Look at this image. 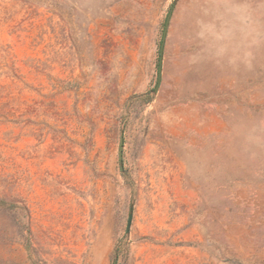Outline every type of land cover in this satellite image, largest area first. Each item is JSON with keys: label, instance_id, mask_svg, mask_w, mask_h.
Segmentation results:
<instances>
[{"label": "rangeland", "instance_id": "1", "mask_svg": "<svg viewBox=\"0 0 264 264\" xmlns=\"http://www.w3.org/2000/svg\"><path fill=\"white\" fill-rule=\"evenodd\" d=\"M0 264H264V0H0Z\"/></svg>", "mask_w": 264, "mask_h": 264}, {"label": "water", "instance_id": "2", "mask_svg": "<svg viewBox=\"0 0 264 264\" xmlns=\"http://www.w3.org/2000/svg\"><path fill=\"white\" fill-rule=\"evenodd\" d=\"M168 21H169V18L167 19L166 24H165V28H164L163 35H162V42H161L160 50H159L157 87L160 85V82H161L162 56H163V48H164V43H165L166 32H167V28H168ZM120 151H121V147H120ZM131 218H132V216L130 215L128 218V227L130 226Z\"/></svg>", "mask_w": 264, "mask_h": 264}]
</instances>
